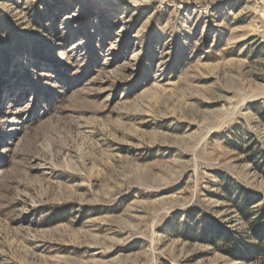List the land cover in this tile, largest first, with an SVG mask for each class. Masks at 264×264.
<instances>
[{"label": "rangeland", "instance_id": "374dc122", "mask_svg": "<svg viewBox=\"0 0 264 264\" xmlns=\"http://www.w3.org/2000/svg\"><path fill=\"white\" fill-rule=\"evenodd\" d=\"M264 0H0V264H264Z\"/></svg>", "mask_w": 264, "mask_h": 264}, {"label": "trees", "instance_id": "16d2710c", "mask_svg": "<svg viewBox=\"0 0 264 264\" xmlns=\"http://www.w3.org/2000/svg\"><path fill=\"white\" fill-rule=\"evenodd\" d=\"M261 252L264 255V245L261 247Z\"/></svg>", "mask_w": 264, "mask_h": 264}]
</instances>
